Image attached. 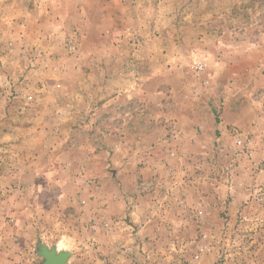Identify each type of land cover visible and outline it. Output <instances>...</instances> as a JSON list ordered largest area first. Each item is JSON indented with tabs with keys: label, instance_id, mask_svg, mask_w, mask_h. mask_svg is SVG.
<instances>
[{
	"label": "rangeland",
	"instance_id": "rangeland-1",
	"mask_svg": "<svg viewBox=\"0 0 264 264\" xmlns=\"http://www.w3.org/2000/svg\"><path fill=\"white\" fill-rule=\"evenodd\" d=\"M0 158V264H264V0H0Z\"/></svg>",
	"mask_w": 264,
	"mask_h": 264
},
{
	"label": "crops",
	"instance_id": "crops-1",
	"mask_svg": "<svg viewBox=\"0 0 264 264\" xmlns=\"http://www.w3.org/2000/svg\"><path fill=\"white\" fill-rule=\"evenodd\" d=\"M199 115H200V118L193 115L191 111H188V129H190V134H188V144H191V145L193 144V142H195V141L198 142V140L200 139L199 135H195L194 130L196 128H198L201 133H205V132H207V130H209L211 128L217 129V130L223 128V123H220L218 125H215L213 123L211 116H209L208 112L205 109H201ZM237 122H238L237 120H234L233 122L231 121V124L232 123L236 124ZM9 127H11V126H9ZM31 127H29V125L26 127V129L29 130L30 133H32ZM10 140L12 142H10L8 144L9 147L15 146L16 143L14 142V140L12 138H10ZM23 143H24V141L21 142V144H23ZM10 159H13V155H12V157H10ZM14 160L15 159H13L12 161L15 162ZM0 161H2V158H0ZM11 168L7 169L8 173H10L11 177L16 176L19 173H21V172H18V169H13V168H17V167H11ZM24 174H26V173H24ZM32 189L35 190V185L32 187ZM170 200H171V198H170ZM173 206L176 207L175 204L163 205L162 201H160L158 199L157 203L156 202L152 203L151 209L154 210V212H156V213L153 212L154 215L157 216L156 219H161V217H163V216L167 217L166 216L167 213H170V214L173 213V211L175 210V208ZM134 208H137V206H134ZM131 214L135 215L134 211H132ZM154 221L157 223V220H154ZM154 221L153 220H144L143 224H142L143 226L141 227V231H143L147 225L155 223ZM111 223H112V221H111Z\"/></svg>",
	"mask_w": 264,
	"mask_h": 264
},
{
	"label": "water",
	"instance_id": "water-1",
	"mask_svg": "<svg viewBox=\"0 0 264 264\" xmlns=\"http://www.w3.org/2000/svg\"><path fill=\"white\" fill-rule=\"evenodd\" d=\"M44 258V264H65L69 258L67 252H56V249L48 250L44 246L40 248L39 253Z\"/></svg>",
	"mask_w": 264,
	"mask_h": 264
},
{
	"label": "built area",
	"instance_id": "built-area-1",
	"mask_svg": "<svg viewBox=\"0 0 264 264\" xmlns=\"http://www.w3.org/2000/svg\"><path fill=\"white\" fill-rule=\"evenodd\" d=\"M199 66V65H198ZM236 145L240 146L242 144L239 136L236 134V141H235Z\"/></svg>",
	"mask_w": 264,
	"mask_h": 264
}]
</instances>
